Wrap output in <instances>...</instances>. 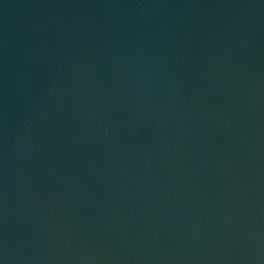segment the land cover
<instances>
[{"label": "water", "instance_id": "95a60500", "mask_svg": "<svg viewBox=\"0 0 264 264\" xmlns=\"http://www.w3.org/2000/svg\"><path fill=\"white\" fill-rule=\"evenodd\" d=\"M0 264H264V0H0Z\"/></svg>", "mask_w": 264, "mask_h": 264}]
</instances>
